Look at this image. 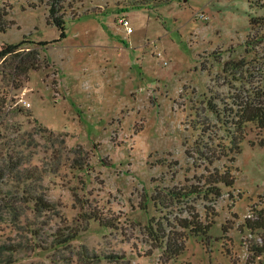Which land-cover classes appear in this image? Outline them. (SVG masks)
Returning a JSON list of instances; mask_svg holds the SVG:
<instances>
[{
    "label": "rangeland",
    "instance_id": "rangeland-1",
    "mask_svg": "<svg viewBox=\"0 0 264 264\" xmlns=\"http://www.w3.org/2000/svg\"><path fill=\"white\" fill-rule=\"evenodd\" d=\"M144 1L62 0L65 37L52 42L59 30L49 0H0L10 24L0 45L38 52V67L26 71L12 67L11 56L0 58V242L19 245L13 264H93L76 255L82 246L90 256H124L95 264H264L253 254L247 262L264 229L245 225L252 208L264 209V129L245 126L234 184L213 202L202 193L167 206L153 201L229 164L202 154L206 145L215 157L231 145V128L211 106L221 108L215 97L264 64V39L246 44L264 36V0L130 7ZM121 15L130 33L118 24ZM240 59L248 63L241 72H223L224 62ZM38 197L52 208L37 207ZM186 205L201 220L212 206L214 222L166 260L145 228L152 220L167 230ZM65 224L81 230L69 245L51 247L50 234Z\"/></svg>",
    "mask_w": 264,
    "mask_h": 264
},
{
    "label": "trees",
    "instance_id": "trees-1",
    "mask_svg": "<svg viewBox=\"0 0 264 264\" xmlns=\"http://www.w3.org/2000/svg\"><path fill=\"white\" fill-rule=\"evenodd\" d=\"M62 0H49V21L50 24L56 26L59 30V37L53 39L52 42L58 41L65 37V19L60 14V4ZM165 0H148L144 2H136L131 4V8L147 7L152 2H163ZM5 5L0 7V32L6 31L10 24L6 22L5 17L8 15V11ZM251 26L254 25V19H250ZM264 36L250 35L246 44L252 45L255 42H261ZM50 41H40V45H45ZM19 43H9L0 45V58H7L11 56V66L16 69L22 68L23 71L29 68L38 67V52L31 53H20ZM25 54V55H24ZM14 64V65H13ZM247 62L243 59L234 61L228 60L223 64V72L229 73L232 76L235 72L240 71ZM256 68V67H255ZM254 71V70H253ZM245 77H241L240 86H230V92L226 97H215L220 100L221 108L218 107L217 103H213L211 106L212 111L216 115H220L224 119V123L229 125L230 130V147L225 150L219 149L218 155L211 153V147L206 145L203 147L206 152L202 153L204 158L212 163L219 158H225L229 164H224L222 169H214L208 171L207 175L203 178V181H198L195 185L189 187L172 188L167 191L165 197L157 195L153 198V201L158 206H167L173 202L178 201L181 198L192 196L193 194L202 196L206 200L213 202L219 198L222 194L221 188H230L233 186L235 177L233 173L232 163L235 161V154L239 152V143L244 136L245 126L249 123L254 124L258 129H264V64L257 66V71L252 73L250 69H246ZM259 74V75H258ZM251 78V79H249ZM211 104V102H210ZM263 143V141H261ZM219 148V147H218ZM203 152V151H202ZM215 160V161H214ZM3 171L0 169V179L3 178ZM187 204V203H186ZM36 206L41 209H51L53 204L42 198L36 199ZM205 218L201 220L199 213L193 205H186L184 212L186 215H176L171 222L166 224L171 225L166 230L163 224L149 221L146 229V234L150 238L154 247L162 248V255L164 259L170 260L177 257L185 248V241L188 236H206L211 225L214 222L216 215L215 209L212 206L205 205ZM254 211V217H246L245 225L250 230L264 229V209H251ZM103 226L110 227L112 223L109 221H103L102 219L95 216ZM179 228V229H178ZM80 226H69L68 224L58 227L53 233L50 234L51 240L50 245L53 248L59 246H67L74 240L80 232ZM226 232V228H223ZM35 234V233H34ZM21 249L18 244L15 243H1L0 242V264H13L17 260V255ZM249 256L247 262L250 263L249 258H252V254L255 257H264V241L260 244H250L248 246ZM77 256L83 260H93V264L101 258L107 260L117 261L123 259V255L118 254H105L100 256L96 253L89 255V251L85 246L81 247V251L76 253ZM67 258L65 259V261ZM70 263V262H69ZM86 264V263H85Z\"/></svg>",
    "mask_w": 264,
    "mask_h": 264
},
{
    "label": "built area",
    "instance_id": "built-area-1",
    "mask_svg": "<svg viewBox=\"0 0 264 264\" xmlns=\"http://www.w3.org/2000/svg\"><path fill=\"white\" fill-rule=\"evenodd\" d=\"M118 24L123 27L127 33L132 31V27L130 26V21L125 15H121L118 18Z\"/></svg>",
    "mask_w": 264,
    "mask_h": 264
}]
</instances>
